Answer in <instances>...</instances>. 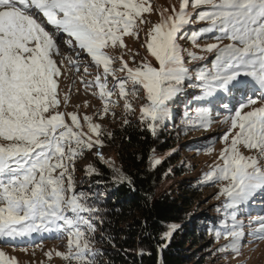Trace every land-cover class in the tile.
<instances>
[{
	"label": "snow or ice",
	"instance_id": "6c2138e0",
	"mask_svg": "<svg viewBox=\"0 0 264 264\" xmlns=\"http://www.w3.org/2000/svg\"><path fill=\"white\" fill-rule=\"evenodd\" d=\"M195 24L202 27L189 33ZM186 37L199 54L184 46ZM93 66L94 79H86ZM69 73L65 92L61 77ZM77 78L102 102L92 116H81L72 103ZM187 89L198 90L194 99L207 106L185 112L177 139L214 123L226 126L219 137L184 146L211 154L216 142L224 145L199 180L217 187L214 208L223 213L206 231L228 242L216 250L221 259L245 264L244 248L264 241V0H179L168 7L156 0H0V244L27 253L42 248L34 234L66 236V251L45 256L104 264L107 253L96 244L112 241L102 228L99 239L96 233L104 223L98 202L107 194L77 191V161L87 176H101L89 159L95 158L109 167L114 184L134 190L132 177L101 151L114 134L96 121L115 118L122 100L123 124L132 126L128 117L138 111L141 130L159 141ZM178 151L169 148L166 156ZM165 158L154 146L141 157L153 170ZM171 174L169 167L161 175ZM183 227L168 224L158 254ZM0 264L20 262L0 251Z\"/></svg>",
	"mask_w": 264,
	"mask_h": 264
},
{
	"label": "trees",
	"instance_id": "16d2710c",
	"mask_svg": "<svg viewBox=\"0 0 264 264\" xmlns=\"http://www.w3.org/2000/svg\"><path fill=\"white\" fill-rule=\"evenodd\" d=\"M184 108L181 106L182 112L185 111ZM128 118L132 126L124 125L123 119L119 120L109 129L114 134V143L104 148L114 150L117 165L132 177L134 190L127 183L114 184L109 167L92 157H89L90 160L103 175L87 176L82 171L81 177L76 179L77 191L82 188L86 192L99 190L107 194L98 202L104 209L102 212L104 223L99 225L96 233L99 239V228H102L107 238L112 241L111 244H96L97 248H103L107 253L103 257L104 264H160L161 259L163 264H216L214 261L216 255L208 254L209 249L215 245V235L214 232L206 231V226H213L215 222L211 220L212 218L191 210L194 204L193 195L200 184H183L180 189L178 186L162 188L166 179L182 175L177 167L178 153L172 157L165 155L169 148H174L176 138L174 124L168 125L166 122L167 130L162 131L159 141H156L141 130L138 120ZM151 146L166 157L155 170L148 168L145 160L141 159L147 156ZM169 167L172 168L173 174L166 178L162 177L161 174ZM76 174L79 173L76 172L75 176ZM97 180L103 183L96 184ZM149 195L151 198H148ZM173 221L182 223L184 227L174 235L162 254H158L157 243L160 234ZM201 221L206 224H202ZM195 250L201 252L196 259L197 252L191 255Z\"/></svg>",
	"mask_w": 264,
	"mask_h": 264
},
{
	"label": "rangeland",
	"instance_id": "374dc122",
	"mask_svg": "<svg viewBox=\"0 0 264 264\" xmlns=\"http://www.w3.org/2000/svg\"><path fill=\"white\" fill-rule=\"evenodd\" d=\"M179 0H156V3L159 4L162 7H168L170 4H177ZM152 20L156 21L157 16H152ZM202 27L201 24H195L190 25L188 28L189 33L199 29ZM132 40H134V37H126L125 41L126 43H131ZM187 43H184L185 47H188L190 50L197 51L199 54V50L196 49L192 43L191 40L186 37ZM202 43V41H198ZM208 43H214L215 41L209 40ZM141 55L144 54V49H139ZM212 59L211 56L208 57L207 61H201L199 63H207ZM102 71V69H101ZM69 79L64 80V77H61V80L63 81L62 87L65 88V92H68L70 89L67 87V85H70L71 83V73L68 74ZM96 75V69L93 66L90 68V75L86 76V79H94ZM118 76H122V73H118ZM109 80H112V77H109ZM112 84H109V87H111ZM72 91V103L73 104H79V114L83 116L84 114L92 116L95 111L102 108V102L98 99L97 96L92 95V91H85L84 86L80 83L79 78H77L76 84L74 86V89H71ZM98 91V90H97ZM118 91V90H117ZM199 94V91L196 89H187L186 93L178 97L172 108V116L173 119L170 122H167L168 125H172L174 127L175 133L177 134L180 132L181 128L183 126L185 127V124L183 121L186 119L184 113L187 111L190 116L195 115V109L197 107H204L207 106L203 104L200 101H197L194 99L196 95ZM111 99L115 100L116 96L110 97ZM88 102L90 104V107H84V103ZM183 104V105H182ZM119 107H116L114 110L116 112V117L113 118L110 115L106 116L104 121H96L100 122L102 126L109 131L113 126H115L119 120L124 118L123 113V101L121 100L119 102ZM181 106H184V112L181 111ZM73 110L72 108L69 109V111ZM178 116V118H176ZM181 116V117H180ZM135 120H138L139 112L137 111L135 115L130 116ZM176 118V119H175ZM175 119V120H174ZM225 125L214 123L210 128L206 130H200V131H191L187 133H181L179 135V138H174V148L179 149L177 159H179V164L177 167L181 170L182 175L176 178H169L166 179L162 185V188L168 189L169 187H176L178 186V189L183 187V184H198L200 177L203 175L205 171L210 170L209 165L213 161V157L217 156L219 151L223 148V142L218 141L214 144L213 152L211 154L204 152V151H193V150H187L184 146L186 145H193L195 147V143L197 141H202L211 137H219L223 134L225 130ZM170 129L171 127L168 126ZM178 140V141H177ZM105 157L107 159H111L115 162L117 165V159L116 155L113 149L111 148H103L101 150ZM166 155V154H165ZM90 159V158H89ZM78 165V172L79 174H76V179H79L82 175V171H84V161H80L77 163ZM200 184V183H199ZM197 190L194 193V204L191 208L192 211H197L207 217L212 218L215 223L213 226H217L218 220H221L223 218V213H213L215 210L214 205H217L218 202L212 197L217 192V187L210 186V185H200L197 186ZM207 201V203H205ZM253 216H255L256 213L259 212V206H256L252 209ZM214 215H218V218L213 217ZM247 222V220L245 221ZM43 240V245L41 247H37L34 250L29 248L28 252L25 253L23 251H20L18 249H13L11 247H5L4 245L0 244V251H4L6 254V257L12 256L15 257L20 264H66L65 261H63L60 257H52L49 258L45 256V253L50 250L55 251H66L67 247V237L65 236L62 239H57L55 234H52L51 237H49L48 234H45L43 237L36 236L34 234V240L40 241ZM228 242L221 237L219 241L215 242V245H213L209 251L208 254L210 256L216 255L214 258V261H216V264L221 262V264H236L235 260H227V259H221L222 256H224V253H219L216 250L221 247L222 245L227 244ZM189 247H187L188 249ZM230 251V250H229ZM244 257L242 258L245 261V264H264V241L259 242L258 244H252L244 248ZM190 252V251H189ZM195 252L197 254L195 255ZM34 253V254H33ZM199 256L201 252L198 250H195L191 253V255ZM204 255V254H203Z\"/></svg>",
	"mask_w": 264,
	"mask_h": 264
}]
</instances>
